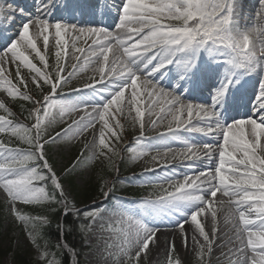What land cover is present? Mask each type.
I'll return each mask as SVG.
<instances>
[{"label":"snow or ice","instance_id":"1","mask_svg":"<svg viewBox=\"0 0 264 264\" xmlns=\"http://www.w3.org/2000/svg\"><path fill=\"white\" fill-rule=\"evenodd\" d=\"M239 2L103 0L101 15L118 12L114 27L54 20L57 7L84 14L70 0H37L32 15L0 8V90L7 94L0 99V133L7 137H0V197L5 228L10 219L25 233L37 264H150L162 230L178 229L188 250L186 225L196 264H213L214 256L216 264H264V79L251 115L230 125L222 119L229 90L244 76L264 74V0L243 28ZM87 11L96 15L95 6ZM18 17V32L5 35ZM202 57L224 70L211 104L161 85L172 69L190 78ZM7 97L31 105L24 109L28 123L14 119ZM122 118L139 133L123 149ZM90 129L91 142L71 166L58 168L59 146ZM117 160L143 161L142 170L121 178ZM96 161L115 178L101 176L94 202L80 207L68 180L83 172L86 182ZM123 184L153 191L117 195ZM226 205L222 228L218 211ZM52 214L57 242L50 246L43 229ZM76 235L79 246L68 239ZM163 243L166 264H183L175 240Z\"/></svg>","mask_w":264,"mask_h":264},{"label":"rangeland","instance_id":"2","mask_svg":"<svg viewBox=\"0 0 264 264\" xmlns=\"http://www.w3.org/2000/svg\"><path fill=\"white\" fill-rule=\"evenodd\" d=\"M241 2V1H240ZM240 2H239V13H238V24L241 28L249 26L253 23L252 19L248 16L245 18L241 17V7H240ZM33 1H24L23 4L27 5L28 7H31L33 5ZM249 8L248 10H252L253 12L259 9V0H249ZM3 5V3L0 2V8ZM25 9V7H24ZM26 11V10H25ZM251 19V21H250ZM240 20V21H239ZM241 22L245 24H241ZM21 24V21H20ZM9 26V25H8ZM19 29V27H17ZM18 31V30H17ZM17 31L15 33H17ZM39 66V62L36 61ZM51 63V61H50ZM14 71V68H13ZM26 71V70H25ZM88 73H85L82 75L81 79L74 81V86H79L84 80H87L88 78ZM6 93H3L2 90H0V99H4L6 97ZM127 95V93H126ZM10 97H7L5 102H8ZM76 118V117H73ZM121 122L125 124V130L123 133V140L125 138L130 137L131 135H136L138 134V126L137 128H133L130 125V122L127 120H124L123 118L121 119ZM64 125L57 126L56 130L59 129V127H63ZM99 127V125H97ZM95 129H90L87 133H85L84 137H82L80 140L68 145L65 143H62L60 147V151H57L55 153V159L57 163V167L60 168L64 165H69L72 160H74V154L75 152H79L80 149L82 148L83 144L86 142H91L93 138V133L95 132ZM155 134V133H154ZM87 155H90L89 152H86ZM127 155V154H126ZM99 161L94 162L93 165V175L88 178L86 182L83 181V172L75 174L73 177L76 178V184L80 188H85L88 186L91 182L96 180V164ZM143 163V161H138L135 164H130L131 165V171L128 174H131L133 172H140L142 169L140 165ZM222 197L218 194L217 196V201L220 200ZM226 199V198H223ZM0 204H5L4 200L2 197H0ZM228 206V205H227ZM218 217L220 219V214H218ZM4 230L2 231V239L0 241V247L1 250H7L10 247L14 249H19L22 252L28 254L33 262V264H37V259H38V254L35 250V248L31 245V243L28 241V239L25 236V233L19 229V227L14 226L11 222V220H8L7 223V228H5V221H4ZM207 227V226H206ZM188 229V234H189V240H188V250H186L181 243V235L179 233V230L176 229L175 231L172 230H162L160 233H158V237L162 241L161 246L153 251L152 257L150 264H166V253H165V247H164V241L168 240L169 238H173L175 240L176 244V250L177 253L179 254L181 260L183 261V264H196V258L195 254L191 251V249L194 247V241H192L191 237L194 235L192 232V229L187 226ZM17 241H19L20 246L17 247ZM0 264H15L12 256H6L4 258H0ZM213 264H216V257H213Z\"/></svg>","mask_w":264,"mask_h":264},{"label":"trees","instance_id":"3","mask_svg":"<svg viewBox=\"0 0 264 264\" xmlns=\"http://www.w3.org/2000/svg\"><path fill=\"white\" fill-rule=\"evenodd\" d=\"M23 105V108L21 107ZM9 107L12 109L13 112L16 113V117L14 119L19 120L24 119L26 112L24 109L31 107V105L23 100L17 98L15 101H12L9 104ZM2 112V113H1ZM1 114H5L2 109H0ZM5 135V134H4ZM6 137V136H5ZM97 179L91 182L85 188H80L77 184L75 179L71 178L68 180L69 189L73 196L76 198V202H78L80 207H83L85 204H90L94 202V197L98 195V185L100 183V177L103 176L107 179H112L115 175V171L108 170L101 166V168L97 171ZM37 211L39 209L37 208ZM62 219V217H61ZM5 220V206H0V241L2 239V230ZM56 225V215L52 214V223L51 226L45 227L43 229L44 235L49 239L50 246L54 245L57 242V229ZM68 239L76 246H79L81 241L79 235L76 236H69ZM51 250V247H50ZM6 256H12V259L15 264H33L30 256L19 249H14L10 247L7 250H1L0 247V258H4Z\"/></svg>","mask_w":264,"mask_h":264},{"label":"bare ground","instance_id":"4","mask_svg":"<svg viewBox=\"0 0 264 264\" xmlns=\"http://www.w3.org/2000/svg\"><path fill=\"white\" fill-rule=\"evenodd\" d=\"M224 216H225V213H224ZM222 218H224V217H222ZM221 227L222 228L224 227L223 219H222V222H221Z\"/></svg>","mask_w":264,"mask_h":264}]
</instances>
